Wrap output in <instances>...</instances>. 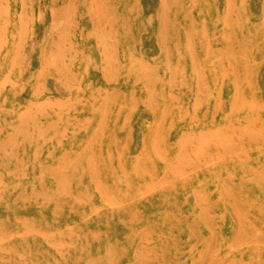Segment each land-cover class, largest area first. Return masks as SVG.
I'll list each match as a JSON object with an SVG mask.
<instances>
[{
	"label": "rangeland",
	"instance_id": "374dc122",
	"mask_svg": "<svg viewBox=\"0 0 264 264\" xmlns=\"http://www.w3.org/2000/svg\"><path fill=\"white\" fill-rule=\"evenodd\" d=\"M0 264H264V0H0Z\"/></svg>",
	"mask_w": 264,
	"mask_h": 264
}]
</instances>
